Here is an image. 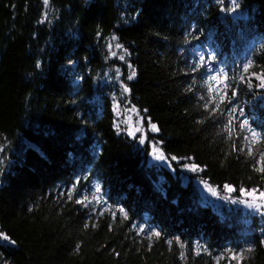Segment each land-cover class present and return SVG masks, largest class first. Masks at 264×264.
Masks as SVG:
<instances>
[{
  "label": "trees",
  "instance_id": "1",
  "mask_svg": "<svg viewBox=\"0 0 264 264\" xmlns=\"http://www.w3.org/2000/svg\"><path fill=\"white\" fill-rule=\"evenodd\" d=\"M237 3L233 12L231 0H0V231L15 241L0 238V264H229V249L244 250L240 264H264L262 212L216 210L115 123L124 95L202 181L264 191L239 150L251 139L243 120L264 137V89L239 80L264 72V0ZM220 69L230 86L225 115H213L203 105L223 85L209 81V93L205 80ZM84 196L91 202H75Z\"/></svg>",
  "mask_w": 264,
  "mask_h": 264
},
{
  "label": "snow or ice",
  "instance_id": "2",
  "mask_svg": "<svg viewBox=\"0 0 264 264\" xmlns=\"http://www.w3.org/2000/svg\"><path fill=\"white\" fill-rule=\"evenodd\" d=\"M233 7L230 9V11L235 12L237 8H239V4L237 3V0H231ZM49 3V0H44V4L47 5ZM45 18H47L46 14H45ZM116 37H113V40H115ZM116 47L120 48L122 47V45L117 44ZM112 55H116L115 52L112 53ZM121 60H124L125 57L122 55L119 57ZM200 63L203 64L204 63V59L203 57H200ZM253 66V61L251 59L247 60L246 63H244L242 65V73H247L248 70ZM129 68L131 69L127 79L128 80H133L136 75L137 72L135 70V68L132 67V65L129 64ZM193 70L195 71V67L193 68ZM221 74L223 75V80L220 79ZM252 77H255L259 83L256 85L257 87L264 89V72H261L260 74H257L255 72L252 73V76L248 77L247 81H245V76L243 74H241L239 76V80L242 82H246L248 84L249 87H252ZM233 79H235V77H232ZM229 77L227 72H225L223 69H220V71L216 74V75H211L209 76L206 80H205V84L209 85V81H216L217 84H222L223 87L222 88H217L215 89V91L217 92V94L219 95V101H217L216 97H211V99L209 101H207L203 106L206 109H211V113L213 115L219 113L220 115H225V112L221 109V103L224 102L225 97L227 96V91L226 89L230 86L227 81H228ZM124 91L125 92H130L131 89L127 87V85L124 86ZM208 91L209 93H211L213 91V89L211 88V86L209 85L208 87ZM222 93V94H221ZM236 91L233 90V96L232 98H234L236 96ZM201 99L203 100L204 97L202 96ZM228 104L232 103V99H228L227 101ZM215 105V107H212V105ZM133 111H136L135 108L132 109ZM145 112L147 111V109L144 110ZM238 111V108L236 106L231 107L228 112H227V123L225 125L224 131L227 133L228 139H232L233 136V121L236 119L235 115H233L234 113H236ZM143 118H141L142 120ZM201 123H203V121H200ZM125 123H131V120L129 119V121H126ZM117 129H119V124L116 125ZM151 130L153 132H159L160 129L158 128V126L155 123H151L150 124ZM241 131H244L245 129L248 131V133H250V137L251 139H249V136H243L242 139L245 141L244 145L239 149L240 151H243L244 148H247V155L249 157H252L254 160L253 163V169L262 174V179H264V151H259L257 153L253 152V146L257 143L260 142L262 137V134L257 132L256 130H254L253 128L250 127L249 125V121L247 119L243 120L242 123L239 125ZM129 135L135 137L137 132H141L143 131L140 127H129L127 129ZM237 135H239V133H237ZM145 141V137L141 136L140 137V142L144 143ZM233 150L235 151V145H233ZM0 151H3V147H0ZM153 155L161 161H164L167 159V157L165 156V154L163 153V151L156 147V145H153ZM172 160H175L176 157H171ZM186 168H189L191 171L196 172V171H202V169L200 168L199 165L196 164H188L185 165ZM206 187H208V190L210 192H212L214 195H218L219 193L217 192V190L213 187H211L210 185H207V182H204ZM224 189L228 192V193H232L237 191L236 188H234L232 185H224ZM75 191V187H73L69 192H68V199H72V193ZM101 191L100 189V185L97 183L96 187H95V192L99 193ZM259 190L256 188H252V189H247V188H243L241 187L239 189V192L242 194V197H238L237 199L244 203L245 205H247L250 208H255V209H264V191H259V195L257 196L256 193ZM248 197H250V199H248ZM226 199L230 198V197H225ZM93 200L97 201L98 203L102 202L100 200L99 196L93 195L92 197ZM88 201L89 203L91 201H89V198L87 196H84L82 199H77L75 202L78 204H85V202ZM236 202V201H233ZM93 227H95V225H92ZM85 228L89 227V225L86 223L84 225ZM135 227V226H134ZM138 232L143 233L145 232V228L144 227H140L138 229ZM152 236H160V232L158 231H151L149 233V239H151ZM0 238H2L3 240H8L10 243L15 244V241L10 240V238L5 235L2 231H0ZM169 244H171V241H168ZM183 247V245H182ZM80 250V246L79 244H77L76 246V251L79 252ZM204 252H207V248L203 249ZM246 251L251 252L252 248L249 247L248 249H246ZM228 252L230 253L228 260H229V264H231L232 260L237 261V264H240L241 260L244 259V250L240 251V252H234L231 249L228 250ZM117 255H119V253H116ZM195 254L196 255H200L201 254V250L200 248H196L195 249ZM210 254V253H209ZM182 258H183V253L181 254ZM225 257L223 255H217L214 259L216 261V264H219L221 259H224Z\"/></svg>",
  "mask_w": 264,
  "mask_h": 264
},
{
  "label": "rangeland",
  "instance_id": "3",
  "mask_svg": "<svg viewBox=\"0 0 264 264\" xmlns=\"http://www.w3.org/2000/svg\"><path fill=\"white\" fill-rule=\"evenodd\" d=\"M135 108L131 105H129V102L127 98L122 95L120 99L117 100L116 106H115V123L116 125L119 124V130L122 132H125L131 139H133L135 142H137V145L141 148L146 147L148 150V160L153 164H160L166 166L168 169H170L173 172L179 171L181 176L184 177V181L187 182L189 180H192L196 183V185L199 188L200 194L202 196V199L205 203L210 204L214 206V208L218 211L222 210L224 207L226 209H231L232 207L240 206L245 211H252L253 213L256 212H262L264 214V209H255L250 208L244 203L240 202L237 198L242 197L241 193H228L224 188L219 190L218 188H215L218 195H214L212 192L208 190V187L205 185V181H202L198 177L199 171L193 172L189 168H186L185 165L193 164L191 162H188L186 159L178 158L176 157L175 160H172L171 157L174 156H168L161 147V142L156 137V132H153L150 127V122L142 112H140L138 109L136 111H133L132 109ZM141 118H143L141 120ZM131 120V123H125L126 121ZM129 127L135 128L140 127L143 131L137 132L136 136L133 137L129 135L127 129ZM145 137L144 143L140 142V137ZM153 145H156V147L160 148L165 156L167 157L166 160L161 161L158 160L153 155ZM207 185H209L207 183ZM211 186V185H210ZM212 187V186H211ZM256 195H259V192L256 193ZM225 197H230L226 199ZM250 199V197H248ZM236 201V202H233Z\"/></svg>",
  "mask_w": 264,
  "mask_h": 264
}]
</instances>
